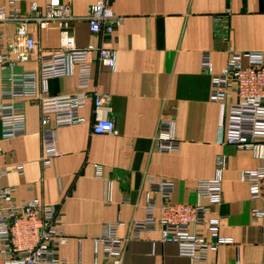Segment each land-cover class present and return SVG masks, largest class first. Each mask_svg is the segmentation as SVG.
<instances>
[{
  "label": "crops",
  "instance_id": "0c3cea01",
  "mask_svg": "<svg viewBox=\"0 0 264 264\" xmlns=\"http://www.w3.org/2000/svg\"><path fill=\"white\" fill-rule=\"evenodd\" d=\"M48 1L20 0L11 6L9 0H0L7 13L16 9L20 16L30 17V30L38 42L32 60L14 69L0 67V96L14 79H38L37 58L60 50L64 23L77 48L104 45L117 51L114 69L96 62L93 72L99 90L112 94L109 118L118 133L92 132L90 98L81 110L85 122L56 130L60 155L45 168L40 107L36 99L20 98L26 107L27 133L6 139L0 126V171H7L0 174V188L14 187L17 203L38 197L61 209L68 242L59 254L72 263L107 264L102 248L96 252L94 238L105 224L121 220L123 264H190L175 243L161 241L159 232L131 239L129 227L146 218L150 198L157 206L164 202L159 192L151 191L152 181L174 180L176 203L208 205L196 186L199 180L216 176L217 158L222 156L226 161L222 200L208 211V219L219 220L218 237L230 241L211 250L207 264H264V224L251 216L260 202L251 198L242 179L244 170L264 164V159L224 141L221 106L210 100L213 78L226 67L231 50H264V0H107L115 13L124 16L107 36L92 33L86 19L99 0H69L71 19L42 26L34 16L45 13ZM16 25V21L0 24L5 34L0 45L14 35ZM206 50L212 54L207 71L202 67ZM76 91V76L50 79L45 92L40 86L45 96ZM161 119L175 120L180 140L175 152L156 149ZM18 164L24 166L22 175L15 170ZM199 230L211 240L217 238L206 226Z\"/></svg>",
  "mask_w": 264,
  "mask_h": 264
},
{
  "label": "built area",
  "instance_id": "2783aa9c",
  "mask_svg": "<svg viewBox=\"0 0 264 264\" xmlns=\"http://www.w3.org/2000/svg\"><path fill=\"white\" fill-rule=\"evenodd\" d=\"M19 1L9 0V4L15 6ZM32 8L35 10V6ZM29 18L20 16L16 9L7 13L0 8V24L17 22L14 35L0 45V67L14 69L18 64L33 59L38 42L30 30ZM71 18L69 0H49L45 13L34 16L42 26L55 22L62 24ZM86 19L92 33L107 36L123 23L124 16L115 13L107 0H99L89 8ZM60 27V50L40 54L37 58L38 79H14L8 91L0 96V126L2 137L6 139L27 133L26 107L18 99L37 100L42 124L41 162L45 168H49L53 159L60 155L56 130L85 122L81 110L90 98L94 106L92 132L118 133L114 121L109 118L112 94L99 90L93 72L96 62L114 69L117 51L104 45L77 48L68 26L63 23ZM3 38L5 34L0 31V39ZM211 66V51H203V69L210 70ZM66 76L77 77L75 93L60 96L40 93V86L45 92L50 79ZM210 100L221 106L220 127L224 141L251 149L264 159V50H231L226 67L213 78ZM175 128L174 119L159 121L155 136L159 152L171 153L179 149L180 140ZM225 163V159L219 156L216 176L197 183L196 190L208 199V205L176 203L172 200L176 188L174 180L152 181L151 191L159 192L164 202L157 206L155 200L150 198L146 218L130 224V238L140 239L146 232H159L161 241L175 243L179 254L187 257L190 264H207L208 253L230 241L218 237L219 220L208 219V211L222 200V171ZM15 170L24 174L22 164H18ZM6 173V170L0 171L1 175ZM97 174L102 176L101 166H97ZM242 179L249 185L251 198L260 202L259 206L252 209L251 216L254 221L264 224V164L244 170ZM14 191V187L0 188V264H82L72 263L59 254V248L68 242L61 209L38 197L17 203L13 197ZM157 209L159 215L156 214ZM124 225L125 222L121 220L108 222L101 234L94 238L96 252L99 247L102 248L107 264H123L124 240L118 229ZM204 226L217 238L211 240L199 230ZM94 264H98V261L95 260Z\"/></svg>",
  "mask_w": 264,
  "mask_h": 264
}]
</instances>
